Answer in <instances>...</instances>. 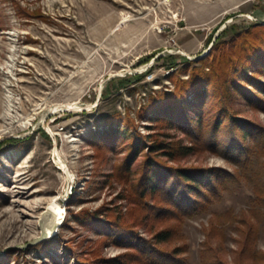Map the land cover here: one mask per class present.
Masks as SVG:
<instances>
[{"label":"rangeland","instance_id":"374dc122","mask_svg":"<svg viewBox=\"0 0 264 264\" xmlns=\"http://www.w3.org/2000/svg\"><path fill=\"white\" fill-rule=\"evenodd\" d=\"M263 36L264 0H0V264H264V92L238 64L251 51L264 66ZM232 67L248 90L221 110L205 84H183ZM220 118L229 130L209 137ZM160 144L192 150L156 152L166 193L141 196ZM169 167L209 172L216 196L177 208ZM54 201L64 214L47 237Z\"/></svg>","mask_w":264,"mask_h":264},{"label":"trees","instance_id":"16d2710c","mask_svg":"<svg viewBox=\"0 0 264 264\" xmlns=\"http://www.w3.org/2000/svg\"><path fill=\"white\" fill-rule=\"evenodd\" d=\"M253 28L256 30H259V28H262V27L261 26H255ZM222 33L225 34V32H222ZM248 40H250V39H248ZM259 42H260V45L261 44L264 45V36L260 39ZM247 49L248 48H246V50ZM249 53L247 52L245 55H243L241 57V61H239L238 64H240V68H242L243 70H246V69L252 70L253 72H252V75H250V76L255 79L254 76H255L256 72L264 74V66L258 67V66H256L257 62L254 63V61H253V59H255L254 56L256 54H258V52H253L250 54ZM259 53H261V54L264 53V47H262V52L259 51ZM261 64H264V62ZM240 73H241L240 70L236 71V69H234V67H232L231 70L226 71L224 73V75H223L224 81L223 82L220 81V79L214 75L213 79L215 82L211 81V82H209V85L207 86L206 85V82H207L206 79H204V77H202V76H205L206 74L199 72L198 75L195 76L194 79L192 78L190 81H188L187 83H183V84H185V85L187 84L191 88H194V89L199 87L200 85L205 84L203 87H205L207 89V92L211 93L210 98L213 100L214 99L216 100V103L214 105L217 106V104H220V108L217 107L216 110H218V109L221 110L223 100H226V98L230 99V97H231L229 95V93H233L236 95L237 94H239V95L243 94V97H245L244 96L245 95L244 90H248V89L241 87L242 86L241 83L243 81H239V79H241ZM251 77L249 78L250 81L247 80V83L252 84V86H255V87L251 88L250 91L252 92L253 90H257L258 92H262V91L264 92V85H262V83H260L259 80L251 82L252 81ZM203 94H204V89L202 92H200V89H199L198 92L195 94V96L198 97V95H203ZM247 96H249V95H247ZM255 97L257 98V96H255ZM248 99H250V98H248ZM218 100H220L219 103H218ZM183 102L184 101L182 100V103ZM206 104H207V102H204V104L202 106L203 110L207 107V106H205ZM167 110H168V108L164 109L163 113H166ZM180 114H183V113H180ZM224 114H225L224 117H226V113H224ZM202 116L198 117L197 121H196V118H194L191 121V122H193V124H196L198 135L203 134V131H201V128H203L202 127V125H203ZM155 120H157V119H155ZM222 128L229 130L228 124L224 123L222 118H220V120L215 121V125L213 127L214 134L212 136H209V137L213 138L215 136L217 138L218 137L217 134H219V132L221 131ZM231 130H232L231 136L233 135V137H235L237 142H238V140L242 141V142H243V140H245L244 138H246V136H247V134H246L247 129L242 124L233 125ZM124 134L126 135L127 133L124 132ZM207 137H208V135H206V136L202 135V143H204V145L207 148L208 147L211 148L213 144L207 143L209 140ZM216 140L218 141V139L214 138L212 141L216 142ZM10 142L15 143L16 141L13 140V141H9V143ZM148 150H149V154H150V157L146 160V166L148 169V177H147L146 182L144 183L145 184L144 188L141 189V191H140L141 196H142V194H144L145 196H150V195L156 193L157 191H159V192L161 191V193H164V191H165V188H163V187L159 188L158 185H157L158 187H156V184L160 180L159 179L160 176H164V174L168 175L169 173L163 172V173H161V175L158 176L159 178L155 177V174L157 172V170H156V168H157L156 157L158 155V153H156V152L161 150L160 151L161 153H163L169 159L173 160L174 157H176V156L187 155L188 153H190L192 148H191V146L180 145V146H177L176 149H174L173 147H169L168 145L164 147L160 144V145H149ZM169 168H170L169 172L181 180L182 187H183L184 191L186 192L184 197H183V202H179V204L177 205V208H181V207L184 208L187 205L190 209H192L194 207V205H196L195 206V208H196V207H198L197 205H201V203H202L201 200L211 199V198L216 196V189H217L218 183L216 182V180L212 177V175L209 172L199 171V170L194 171L193 170L194 173L190 174L189 170L172 169L171 167H169ZM223 180L224 179H222V182H223ZM164 183H165V180H163V184ZM257 189H258V191H257L258 195H256V199H258L257 201H259L258 203L260 205L264 206V196L262 195V193H264V189H262V188H257ZM165 193H166V191H165ZM193 210H195V209L193 208ZM106 223L109 224V226L112 228H116V227L118 228V225L116 224V222L109 221ZM160 237H162V236H160ZM162 238H163L162 240L165 239V237H162ZM142 253H143V256L145 257L146 264H173L172 260H168V259L163 260L158 256L151 257L154 255H149V254L147 255L145 252H142Z\"/></svg>","mask_w":264,"mask_h":264},{"label":"water","instance_id":"95a60500","mask_svg":"<svg viewBox=\"0 0 264 264\" xmlns=\"http://www.w3.org/2000/svg\"><path fill=\"white\" fill-rule=\"evenodd\" d=\"M60 215L56 214V212L52 208H48L47 212L43 216L41 220V229L45 236H50L55 233L56 228L60 223Z\"/></svg>","mask_w":264,"mask_h":264},{"label":"bare ground","instance_id":"6f19581e","mask_svg":"<svg viewBox=\"0 0 264 264\" xmlns=\"http://www.w3.org/2000/svg\"><path fill=\"white\" fill-rule=\"evenodd\" d=\"M51 208L56 212V214L60 215V219L63 218L64 210H63V207L59 203L54 201L51 204Z\"/></svg>","mask_w":264,"mask_h":264}]
</instances>
